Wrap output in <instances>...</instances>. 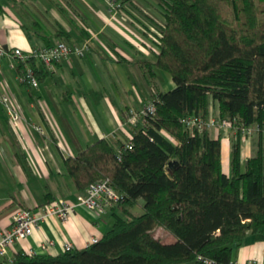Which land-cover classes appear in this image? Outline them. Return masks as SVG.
<instances>
[{"label":"trees","instance_id":"16d2710c","mask_svg":"<svg viewBox=\"0 0 264 264\" xmlns=\"http://www.w3.org/2000/svg\"><path fill=\"white\" fill-rule=\"evenodd\" d=\"M118 1L119 9L140 8L137 0ZM153 1L160 17L147 20L157 52L137 64L154 111L132 126L128 141L102 137L63 160L79 191L107 180L119 194L110 206L112 226L85 248L17 251L10 264H230L248 234L264 240V0ZM56 35L69 45V33L59 28ZM28 64L39 85L46 67L35 59ZM16 67L20 73L24 65ZM154 68L169 74L171 89L161 90ZM209 114L232 123L228 171L221 135L181 121ZM251 124L259 127L256 147L243 159L240 132ZM136 205L137 215L130 210ZM156 227L174 241L154 236Z\"/></svg>","mask_w":264,"mask_h":264},{"label":"crops","instance_id":"0c3cea01","mask_svg":"<svg viewBox=\"0 0 264 264\" xmlns=\"http://www.w3.org/2000/svg\"><path fill=\"white\" fill-rule=\"evenodd\" d=\"M4 1L0 0V45L5 49L55 44L62 41L56 35L59 28L69 33L70 46L86 44L88 49L82 56L72 52L55 62L36 88L19 83L17 67H10L11 59L4 58L0 68V112L4 115H0V234L10 227L18 210L41 215L46 200L60 199L74 205L68 219L46 218L8 254L38 251L47 241L53 242L49 255L64 252L65 243L82 249L91 238L102 237L112 226L113 216L108 206L100 211L78 202L85 189L75 187L63 160L102 137L124 142L131 138L133 124L126 120L127 109L139 111L152 98L137 61L155 59V33L147 18L160 17V13L150 3L153 0H137L139 10L124 7L117 12H111L104 0H9L11 5ZM74 23L84 29L86 37L76 31ZM154 70L158 82L162 70ZM167 82L171 89L173 81ZM4 96L19 115L16 122L1 102ZM212 131L221 135L222 158L226 162L228 157L229 162V139L219 129ZM248 261L264 264V240L257 241L250 234L233 252L235 264Z\"/></svg>","mask_w":264,"mask_h":264},{"label":"built area","instance_id":"2783aa9c","mask_svg":"<svg viewBox=\"0 0 264 264\" xmlns=\"http://www.w3.org/2000/svg\"><path fill=\"white\" fill-rule=\"evenodd\" d=\"M104 2L111 12H117L120 10V3L118 0H104ZM87 49L88 46L86 44H83L82 46H69L64 41L33 47L28 50H22L18 47L8 50L0 45V68L3 65L5 57L11 59L9 66L12 68H15L18 63L23 64L24 68L18 74L17 80L20 83H25L36 88L38 87V80L33 73V69L28 64L30 59L39 60L44 64L46 69H50L55 62L67 58L70 53L73 52L78 56H82ZM1 102L5 105L11 120L16 122L19 119V115L9 106L8 98L5 96L2 97ZM154 109V104L150 100L139 111L128 109L126 111V118L129 123L135 125L141 121L143 116L152 113ZM181 121L189 128H196L198 131H202L203 129L209 131L219 129L220 131H230V133H233L232 123L229 120L220 118L214 114H209L206 119L193 116L182 118ZM258 131L259 127L251 124L243 127L240 133L247 138L253 136ZM262 131L264 133V126ZM84 191L85 195L80 196L78 202L86 205L89 209L102 211L104 206L110 207L117 203L120 198L119 194L113 189L107 180H100L91 183ZM73 210V204L66 203L59 199L47 204L41 215H36L28 209H21L15 212L11 217L10 227L0 234V260L5 261L7 264L12 263L13 256H9L8 251L16 242L30 236L35 227L46 218L55 217L63 222L68 219ZM97 240V238H91L89 244L95 243ZM51 246H53L52 241L43 242L40 244L38 251L30 249L26 251V253L46 254L50 252ZM63 250H73V246L69 243H65ZM204 263L214 264V262L209 260H204ZM230 264H235V262H231ZM247 264H252V262H248Z\"/></svg>","mask_w":264,"mask_h":264},{"label":"rangeland","instance_id":"374dc122","mask_svg":"<svg viewBox=\"0 0 264 264\" xmlns=\"http://www.w3.org/2000/svg\"><path fill=\"white\" fill-rule=\"evenodd\" d=\"M4 3H7L8 5L12 4V2L9 0L4 1ZM261 17L264 18V15H262ZM160 73L163 77H170V76H168L169 74H167L164 71H162V72L160 71ZM163 77L159 76L158 82H160L161 86L163 88H165L164 90L166 91V90H169V88H170V86L168 85L169 82H167V81L171 82L172 80H171V78H163ZM0 115L4 116L1 112H0ZM126 120H127V118H126ZM209 132L212 133V137H216L215 131L210 130ZM230 136H232V133H230V131H223V137L224 138L227 137L228 139H230ZM256 140H257V135H253L251 137H247V138L243 139V141H242V145H243L242 146V155H243L242 157L243 158L246 155L250 156L253 154L255 147H256ZM229 143H230V140H229ZM222 161L224 162L223 163L224 169H226L228 167V157L226 159V162L223 160V158H222ZM7 182L9 185H11L12 180L9 178V180H7ZM130 210L132 211V213H134L136 215L140 214L142 212V209L140 208L139 205H136V206L130 208ZM151 232L154 236L160 238L165 243H170V242L174 241V236L162 227H156ZM248 262H250V261H248Z\"/></svg>","mask_w":264,"mask_h":264},{"label":"water","instance_id":"95a60500","mask_svg":"<svg viewBox=\"0 0 264 264\" xmlns=\"http://www.w3.org/2000/svg\"><path fill=\"white\" fill-rule=\"evenodd\" d=\"M173 164V161H171L170 163H169V165L171 166Z\"/></svg>","mask_w":264,"mask_h":264}]
</instances>
